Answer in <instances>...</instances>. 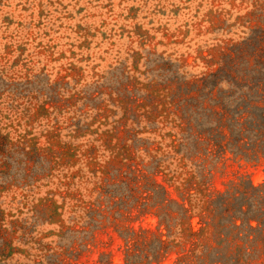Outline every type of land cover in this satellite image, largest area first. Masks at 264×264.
<instances>
[{
	"label": "rangeland",
	"instance_id": "obj_1",
	"mask_svg": "<svg viewBox=\"0 0 264 264\" xmlns=\"http://www.w3.org/2000/svg\"><path fill=\"white\" fill-rule=\"evenodd\" d=\"M259 27L264 0H0V264H264V89L202 82Z\"/></svg>",
	"mask_w": 264,
	"mask_h": 264
},
{
	"label": "trees",
	"instance_id": "obj_2",
	"mask_svg": "<svg viewBox=\"0 0 264 264\" xmlns=\"http://www.w3.org/2000/svg\"><path fill=\"white\" fill-rule=\"evenodd\" d=\"M233 54L228 56L225 67L217 72L202 78L204 88L213 90L223 82L234 79L238 84H255L264 89V28L259 27L251 31V34L241 42L234 45ZM234 58L236 63L233 62ZM237 74L233 75L230 64Z\"/></svg>",
	"mask_w": 264,
	"mask_h": 264
}]
</instances>
